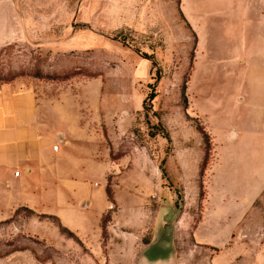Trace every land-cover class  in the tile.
Returning <instances> with one entry per match:
<instances>
[{
  "label": "rangeland",
  "instance_id": "obj_1",
  "mask_svg": "<svg viewBox=\"0 0 264 264\" xmlns=\"http://www.w3.org/2000/svg\"><path fill=\"white\" fill-rule=\"evenodd\" d=\"M244 1L0 0V81L70 111L47 171L0 179V264H136L153 240L176 264H264V181L235 203L215 170L264 105V5Z\"/></svg>",
  "mask_w": 264,
  "mask_h": 264
},
{
  "label": "crops",
  "instance_id": "obj_2",
  "mask_svg": "<svg viewBox=\"0 0 264 264\" xmlns=\"http://www.w3.org/2000/svg\"><path fill=\"white\" fill-rule=\"evenodd\" d=\"M258 2L260 7L264 5V0ZM243 5L244 10L248 11L250 0H245ZM258 12L260 13V9ZM249 20L243 19L244 27L251 25L252 22ZM242 59L244 60L243 57ZM192 76L193 71L191 79ZM20 79L15 77L8 81H0V179L2 180L18 177L33 178L39 171H47L51 155L56 151L52 149V142L59 144L60 138L65 135V131L58 129L50 119V112H70L68 109L47 108L46 104L39 102L38 94L34 89L22 87L19 83ZM245 81L247 76H243V82ZM238 97L240 100L245 99L241 93ZM243 113L249 117L250 122H247L249 126L246 124H241V127L230 126L227 135L233 139L231 142L236 148L228 154L225 153L224 156L217 153L220 159L215 163L217 178L222 180V177L227 175L228 179L234 182V187L229 192L225 190L222 181L219 183L222 187V195L232 196L235 203L241 202L242 196L249 200L254 198L263 187L264 181V154H262L264 145L261 144L264 142L262 140L264 139V105L258 112ZM261 120L262 125L259 124ZM251 162L254 164L252 169H250ZM15 170L19 171L17 175L14 173Z\"/></svg>",
  "mask_w": 264,
  "mask_h": 264
},
{
  "label": "water",
  "instance_id": "obj_3",
  "mask_svg": "<svg viewBox=\"0 0 264 264\" xmlns=\"http://www.w3.org/2000/svg\"><path fill=\"white\" fill-rule=\"evenodd\" d=\"M80 203L82 205H86L88 203V198L84 197ZM154 241V240H153ZM150 243L145 244L143 248L140 250L139 255L136 260V264H176L175 257L171 251L167 254H160V255H154L150 256L146 253V249Z\"/></svg>",
  "mask_w": 264,
  "mask_h": 264
},
{
  "label": "trees",
  "instance_id": "obj_4",
  "mask_svg": "<svg viewBox=\"0 0 264 264\" xmlns=\"http://www.w3.org/2000/svg\"><path fill=\"white\" fill-rule=\"evenodd\" d=\"M37 76H40V75H37ZM57 77H59V76H57ZM68 77V75H63V76H61V78H67ZM154 95V91H152L151 93H150V96H153ZM166 131H165V135H166ZM206 133V135H207V132H205ZM162 173L164 174L165 173V170H164V168L162 167Z\"/></svg>",
  "mask_w": 264,
  "mask_h": 264
},
{
  "label": "built area",
  "instance_id": "obj_5",
  "mask_svg": "<svg viewBox=\"0 0 264 264\" xmlns=\"http://www.w3.org/2000/svg\"><path fill=\"white\" fill-rule=\"evenodd\" d=\"M58 148H59V144L58 143H54L52 145V149L53 150H57ZM14 173L17 175L19 173V171L18 170H15Z\"/></svg>",
  "mask_w": 264,
  "mask_h": 264
},
{
  "label": "bare ground",
  "instance_id": "obj_6",
  "mask_svg": "<svg viewBox=\"0 0 264 264\" xmlns=\"http://www.w3.org/2000/svg\"><path fill=\"white\" fill-rule=\"evenodd\" d=\"M88 203H89V198H88Z\"/></svg>",
  "mask_w": 264,
  "mask_h": 264
}]
</instances>
